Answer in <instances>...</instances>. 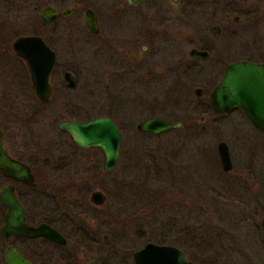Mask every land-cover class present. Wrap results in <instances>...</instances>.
Listing matches in <instances>:
<instances>
[{"label":"flooded vegetation","instance_id":"flooded-vegetation-1","mask_svg":"<svg viewBox=\"0 0 264 264\" xmlns=\"http://www.w3.org/2000/svg\"><path fill=\"white\" fill-rule=\"evenodd\" d=\"M35 1V6L23 0L0 4V149L3 156L0 163L4 164L3 170L0 169V264H104L96 258L86 260L92 248L102 254L104 244L102 239L94 238L96 231L88 227V216L79 219V209L74 206L77 203L74 194L82 192L86 182L81 186L73 182L56 184L54 172L73 162L58 160L47 166L41 152L43 130L54 118L58 119L55 130L64 135L72 147L95 149L76 146L67 134L57 129L60 122L89 120L78 118L82 106L68 96L83 74L80 67L72 63L74 44L78 42L75 26L94 40L91 42L93 52L111 55V67L103 74L109 81L122 80L128 73L130 79L140 84H158L165 78L185 85H202L215 80L211 93L230 64L246 62L264 68V0H106L104 5L84 0ZM127 8L131 10L125 15L132 27L130 34L114 29ZM24 12L29 13L24 15ZM24 20L30 23L32 30L9 40L14 27ZM27 36L39 38L53 53L49 75L51 93L46 102L35 94L27 63L13 49L17 38ZM217 41L230 45L229 55L223 48L218 50ZM200 61L208 62L205 71ZM139 72L143 73L137 76ZM197 89L199 96L202 93L195 88L192 91L195 97ZM236 110L239 109L210 112L228 114ZM47 112L51 117H46ZM239 112L250 130L261 137L258 153L252 148L254 153L250 152L238 168L223 142L228 153V167L224 170L217 153L218 142L216 166L220 173L238 176V181L243 183L245 194L241 196L251 199L252 206L235 207V210L248 215L260 214L259 228L264 244L261 229L264 202H259L254 178L256 167L264 172V129L254 127L247 114ZM100 117L112 120L109 114ZM86 163L87 166L89 162ZM94 191L97 190L89 193L87 202L99 209L102 206L89 200ZM231 196L238 197L234 193ZM38 229L46 233L53 231L61 240L38 234L35 232Z\"/></svg>","mask_w":264,"mask_h":264},{"label":"rangeland","instance_id":"rangeland-1","mask_svg":"<svg viewBox=\"0 0 264 264\" xmlns=\"http://www.w3.org/2000/svg\"><path fill=\"white\" fill-rule=\"evenodd\" d=\"M5 1L12 0H0V4ZM23 1L37 5L35 0ZM84 1L100 5L106 2ZM130 13L127 8L114 27L116 31L131 33L125 16ZM24 21L14 27L9 40L32 30L30 23ZM74 34L78 42L74 44L72 63L83 74L68 96L82 106L77 116L84 121L109 114L121 134L119 159L111 171L103 173L100 152L72 147L55 130L58 119L50 120L43 130V162L47 166L58 160L73 162L54 172L56 184L73 182L81 186L86 182L82 192L77 189L79 194H74L77 217L87 215L88 227L96 231L94 238L102 239L104 244L102 254L92 248L86 260L131 264L133 252L153 243L179 249L192 264H264L260 214L235 210L252 206V200L241 196L245 191L238 176L220 173L216 166L218 142L227 145L230 158L239 168L247 155L254 153L253 149L258 153L261 137L250 130L239 110L214 114L206 109L215 80L185 85L165 78L158 84H140L130 79L127 72L124 79L109 81L103 74L111 67V55L93 52L94 40L79 27L75 26ZM224 43L217 41V48L228 54L231 47ZM207 66L208 62L200 61L203 71ZM195 88L202 90L201 96L192 94ZM152 116L170 123L181 122L182 127L157 136L138 133L136 124ZM46 117H51L50 113ZM257 169L254 178L259 202L263 203L264 172ZM92 190L105 197L99 209L87 202ZM233 193L238 197L231 196Z\"/></svg>","mask_w":264,"mask_h":264},{"label":"water","instance_id":"water-1","mask_svg":"<svg viewBox=\"0 0 264 264\" xmlns=\"http://www.w3.org/2000/svg\"><path fill=\"white\" fill-rule=\"evenodd\" d=\"M171 1L176 2L177 0ZM86 25L90 26L87 22ZM13 49L27 63L28 70L32 74V88L35 94L42 102H46L51 93L49 75L53 66V53L39 38L32 36L17 38L13 42ZM263 73V67L246 62H236L228 65L224 70L221 81L208 96L210 110L214 113H220L239 109L247 114L254 127L264 129ZM195 95L197 97L200 95L198 89L195 91ZM179 127H181L179 122L170 123L152 117L137 123L135 130L139 133L157 136ZM57 129L67 134L70 141L76 146L82 149L95 148L99 150L103 158L102 172H109L115 167L121 134L117 126L108 117L93 118L85 122H60L57 124ZM217 153L223 169L226 170L228 167V153L223 142L217 145ZM1 158L3 156L0 149ZM3 168L4 164L0 163V169L3 170ZM89 200L94 205H101L105 197L100 192L94 191L91 193ZM261 229L264 237V217L261 221ZM35 232L41 233L52 240H61L59 235L53 231L46 233V231L41 232L38 229ZM132 264L192 263L180 250L173 246L146 243L132 254Z\"/></svg>","mask_w":264,"mask_h":264},{"label":"trees","instance_id":"trees-1","mask_svg":"<svg viewBox=\"0 0 264 264\" xmlns=\"http://www.w3.org/2000/svg\"><path fill=\"white\" fill-rule=\"evenodd\" d=\"M206 107H207L206 109L208 110L209 109V105H206Z\"/></svg>","mask_w":264,"mask_h":264}]
</instances>
